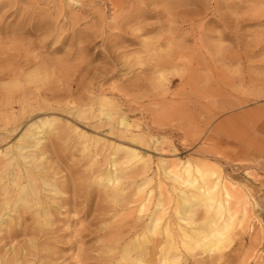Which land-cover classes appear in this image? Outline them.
<instances>
[{"label": "rangeland", "instance_id": "1", "mask_svg": "<svg viewBox=\"0 0 264 264\" xmlns=\"http://www.w3.org/2000/svg\"><path fill=\"white\" fill-rule=\"evenodd\" d=\"M194 163L230 187L211 222L175 219ZM163 255L264 264V0H0V264Z\"/></svg>", "mask_w": 264, "mask_h": 264}, {"label": "bare ground", "instance_id": "2", "mask_svg": "<svg viewBox=\"0 0 264 264\" xmlns=\"http://www.w3.org/2000/svg\"><path fill=\"white\" fill-rule=\"evenodd\" d=\"M120 123L122 125L125 124L124 120H121ZM131 157H133V156H131ZM129 160L132 161L133 159L131 158ZM132 162H134V161H132ZM136 162L138 163V160ZM128 163H129V161H128ZM130 164H131V162H130ZM134 164H136V163L134 162ZM220 174H221V172H218L217 170H214V169H211L207 166H204L201 163H194L191 165L186 164L183 166L180 174L178 176H176L177 178H175L177 180L172 181L173 184L171 185V190L175 193V196H176V203H175V207H174V210H175L174 214H175L176 220H177V215L178 214H184L186 212L189 204L193 203V201H196V200L199 202L203 201L204 204H202V205L205 206L206 212L212 215L209 222H211L213 220V218H215V216L217 218H220L224 211H225V213L226 212L228 213V211L225 208H224L225 209L224 211H222V209H223V207H226L225 201H227V200L225 198L228 199V197H230V194H231L230 193V187L226 182H224V179L222 180V178H221L222 174L221 175ZM103 179L107 180V181H112L113 184H115L114 182L116 181L115 176L111 172H107L105 174V178H103ZM179 179L182 181H179ZM151 193L152 192H150V195H151ZM146 194H148V193H146ZM145 201H147V199ZM141 202H142V200H141ZM228 203H230V202H228ZM160 204H161V202H158L155 206H157V205L159 206ZM139 205H140V203H139ZM144 207H145V204H141L140 210H143ZM140 212L141 211H139V213ZM232 214H234V213H231V215ZM229 216H230V214L227 217L228 220L226 221V223L222 224L221 230L219 232V237L218 238L215 237L214 242H211V243L204 245L206 252H210V251L212 252L214 250H218L220 248V246L222 245V243L228 239L230 231L234 227V223L236 221V217H235V219L234 218L232 219V217L229 218ZM160 218L161 217H159V219L153 223L154 225H153V227H151L152 228L151 234L157 233L159 224L161 223ZM242 219H239L238 222H241ZM160 226H161V224H160ZM168 226H169V223H167L163 229L164 233L166 235V237H165L166 249H167V251L171 250V249H173V250L176 249L175 251H177V246H176L177 241L175 240L174 236L171 234V231L169 230ZM162 228H161V231L163 232ZM159 229H160V227H159ZM179 229H181V228H179ZM180 231H181V234H180ZM146 232H147V230L145 229V233ZM145 233H143L142 237H141V239H143V240L144 239L146 240V238H145L146 234ZM179 234H180L179 237H181V242L184 244L186 249H188V250L195 249V246H193L189 242L190 238H188V240H187V234H185V231L183 229L179 230ZM185 237H186V239H184ZM141 239H139V240H141ZM143 244L144 243L140 242L138 244V246L142 247ZM184 251H185V249H184ZM155 255H157V254H155ZM177 255H178V253H177ZM160 262H161L160 264H180L179 258L178 259L171 258L169 255L161 256ZM136 264H145V263H144V261L140 260L139 262H136Z\"/></svg>", "mask_w": 264, "mask_h": 264}]
</instances>
